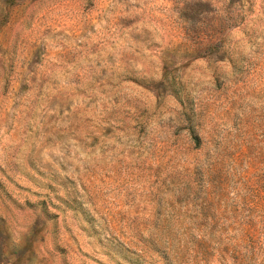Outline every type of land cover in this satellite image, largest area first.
I'll return each mask as SVG.
<instances>
[{
	"label": "rangeland",
	"instance_id": "1",
	"mask_svg": "<svg viewBox=\"0 0 264 264\" xmlns=\"http://www.w3.org/2000/svg\"><path fill=\"white\" fill-rule=\"evenodd\" d=\"M0 264H264V0H0Z\"/></svg>",
	"mask_w": 264,
	"mask_h": 264
}]
</instances>
